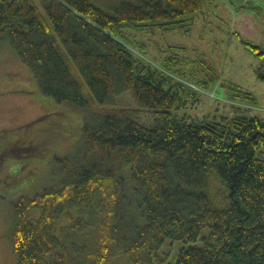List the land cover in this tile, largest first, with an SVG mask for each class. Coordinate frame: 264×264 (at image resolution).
Wrapping results in <instances>:
<instances>
[{
    "label": "trees",
    "instance_id": "16d2710c",
    "mask_svg": "<svg viewBox=\"0 0 264 264\" xmlns=\"http://www.w3.org/2000/svg\"><path fill=\"white\" fill-rule=\"evenodd\" d=\"M201 10L202 0L123 1L114 12L91 0H0V44L40 93L86 115L75 150L55 157L52 183L14 201L18 264L165 263L162 249L176 242L175 264H264V122L178 118L167 77L126 42L129 31H172ZM127 93L134 106L119 105ZM138 113L155 116L144 124Z\"/></svg>",
    "mask_w": 264,
    "mask_h": 264
},
{
    "label": "rangeland",
    "instance_id": "374dc122",
    "mask_svg": "<svg viewBox=\"0 0 264 264\" xmlns=\"http://www.w3.org/2000/svg\"><path fill=\"white\" fill-rule=\"evenodd\" d=\"M91 1L114 12L123 1L137 0ZM126 42L159 79L167 77L164 84L175 93L173 113L178 118L223 125L238 118L264 122V0H202L193 21L172 31H129ZM118 103L134 106L129 93ZM137 115L144 124L155 116ZM85 119L84 112H73L40 93L31 70L8 41L0 44V264H18L11 240L14 201L52 183L55 157L75 150ZM259 156L264 159V150ZM211 179L220 180L216 175ZM218 181L211 192L218 194L217 205L225 207L228 192ZM73 214L89 217L86 211ZM181 247L176 242L163 248L165 263L154 264H175ZM111 264L133 263L118 256Z\"/></svg>",
    "mask_w": 264,
    "mask_h": 264
}]
</instances>
